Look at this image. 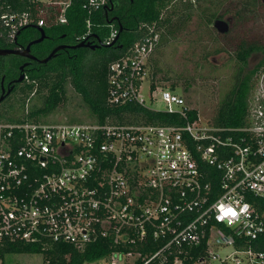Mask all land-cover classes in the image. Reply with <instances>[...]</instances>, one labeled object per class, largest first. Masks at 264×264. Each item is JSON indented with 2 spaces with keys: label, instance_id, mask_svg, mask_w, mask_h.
<instances>
[{
  "label": "built area",
  "instance_id": "built-area-1",
  "mask_svg": "<svg viewBox=\"0 0 264 264\" xmlns=\"http://www.w3.org/2000/svg\"><path fill=\"white\" fill-rule=\"evenodd\" d=\"M27 1L20 11L0 7L8 39L24 26L65 24L75 6L86 14L75 39L88 40L93 13L109 2ZM145 27L110 64L108 101L187 118L182 95L152 87L146 67L160 35ZM117 35L110 24L101 43ZM157 100L163 109L149 106ZM248 195L264 198V65L241 125L198 115L183 125L0 120V240L64 244L80 254L108 248L80 264H264V251L251 245L264 237V211Z\"/></svg>",
  "mask_w": 264,
  "mask_h": 264
},
{
  "label": "trees",
  "instance_id": "trees-1",
  "mask_svg": "<svg viewBox=\"0 0 264 264\" xmlns=\"http://www.w3.org/2000/svg\"><path fill=\"white\" fill-rule=\"evenodd\" d=\"M172 0H111V13L115 15L116 21H111L100 9L93 13L89 41L92 44L100 42V45L91 49L90 47H77L67 50H59L46 63H35L36 68L26 70L23 83L16 86V93L10 100L0 102V120L24 121L34 120L45 122L42 117L51 114L65 98V85L68 83L81 96L83 103L90 113L100 122H114L121 124H158V125H183L186 121L197 118V111L193 108L186 110L187 118L177 113L152 110L139 105L135 101H127L121 104H112L108 101V74L112 62L129 53L134 43L146 32L145 24H154L162 34L164 27L171 22V14H189L199 0L192 3L191 0H173L182 5L166 11L163 10ZM258 0L246 1L243 6L249 8ZM29 5L27 0H0L1 10L20 11ZM167 9V8H166ZM111 13L109 15H111ZM85 12L79 7H73L67 13L68 22L58 25L42 26L46 34L53 33L58 41L64 40L70 45L77 44L76 36L86 30L84 22ZM215 17L220 18L221 15ZM117 29L118 35L112 45H104L101 41L108 35L110 24ZM20 33L15 36L18 40H26L37 35V31L27 26L19 29ZM17 32V31H16ZM64 35V39L61 38ZM161 42L159 36L158 44ZM13 39L6 37V31L1 30L0 48L14 47ZM53 43L50 39H43L39 43L31 45V51L38 57H44L51 51ZM255 51L261 53V57L251 66L246 67L247 58ZM151 53V55H152ZM148 58L147 66L149 65ZM240 63L234 81L228 93L224 96L212 117V124L218 126H234L244 124L248 121V98L253 86L254 78L264 65V44L241 43L235 53ZM20 62L18 56L0 55V65L8 64L5 70L0 67V79L5 77H16L17 65ZM246 67V68H245ZM5 78V79H6ZM150 79L152 87L158 82L153 75ZM155 81V82H154ZM159 83V82H158ZM175 84L169 87L175 91ZM39 95L43 93L38 105H31L24 111L26 98L30 93ZM15 100V101H14ZM248 200L260 210L264 211V198L248 195ZM96 244L101 245V242ZM251 245L254 249L264 251V237H260ZM107 247L96 252L77 253L64 244L53 243L42 249L38 244L22 241L0 240V264L7 253H40L44 264H80L85 259H93L104 255ZM70 252V253H69ZM69 253V255H67Z\"/></svg>",
  "mask_w": 264,
  "mask_h": 264
},
{
  "label": "rangeland",
  "instance_id": "rangeland-1",
  "mask_svg": "<svg viewBox=\"0 0 264 264\" xmlns=\"http://www.w3.org/2000/svg\"><path fill=\"white\" fill-rule=\"evenodd\" d=\"M246 1L250 0H199L189 14H171V22L162 34L159 32L161 42L146 67L149 76L151 73L160 84H175V92L182 95L189 108L197 111L203 123L212 122L219 103L233 84L240 65L235 55L238 46L245 42L264 44V0L247 9L243 6ZM173 5L182 4L172 0L163 10V17ZM216 15L229 20L226 33H219L213 27ZM260 57L259 51L253 52L246 67H251ZM148 82V78L143 80L142 94L146 99ZM42 95L31 92L24 111L38 105ZM149 106L163 109L164 103L157 100ZM44 119L47 123L82 124L96 118L67 83L64 100ZM1 261L2 264H44L40 253H7Z\"/></svg>",
  "mask_w": 264,
  "mask_h": 264
},
{
  "label": "flooded vegetation",
  "instance_id": "flooded-vegetation-1",
  "mask_svg": "<svg viewBox=\"0 0 264 264\" xmlns=\"http://www.w3.org/2000/svg\"><path fill=\"white\" fill-rule=\"evenodd\" d=\"M114 1L118 2V0H114ZM103 10H104L105 16L107 18H109V20L116 21L115 15L111 13V10H112L111 0H109L108 4L103 8ZM110 13H111V15H109ZM30 27L34 28L37 31L38 34L35 35V36H31V37L27 38L26 40H22V39L18 40L16 38V36H14L13 43H12L14 45V47L9 46V47H6V48H10V49L11 48L12 49L24 48L30 41L38 38L40 36L39 28H42V27H37V26L36 27L30 26ZM42 30H43V28H42ZM44 35H45V37L43 39H50L51 43H53L52 49L55 48L56 46H59V45H64V47L60 48L59 50L71 49L70 47H68V46H71V45L69 43L65 42L64 40H60V41L58 40L57 41L55 39L53 33L46 34L44 32ZM61 38L64 39V35H62ZM88 40L90 41V39H88ZM41 41H39V42H41ZM39 42H37V43H39ZM31 45H30V49H29V54L31 56H33L32 58H29L28 56H24V55H17V54L2 55V56H10V55L18 56L20 62L17 65L18 74H17L16 77L11 76V77H7L6 78L5 74L1 76V79H0V102L4 101V100H10L11 97H13V95L16 93V89H18V87H16V86H18V85L23 83V79L25 77L26 70H28V69H30L32 67L36 68V66L33 65V62L42 63V62H39V60L43 59L44 57H46L51 52V51H49V53L47 55H45L44 57H38L37 55H35L31 51ZM59 50H57V51H59ZM57 51L55 52V54L57 53ZM21 66H22V68H20ZM0 67L5 70L6 68H8V64H2V65H0ZM20 74H23V78H22V80L18 81L17 79L20 76Z\"/></svg>",
  "mask_w": 264,
  "mask_h": 264
},
{
  "label": "water",
  "instance_id": "water-1",
  "mask_svg": "<svg viewBox=\"0 0 264 264\" xmlns=\"http://www.w3.org/2000/svg\"><path fill=\"white\" fill-rule=\"evenodd\" d=\"M229 24L230 23H229L228 19L216 18L213 20L212 25L216 29L217 32L226 33L229 29ZM30 26L36 27V25H30ZM25 27H27V26H24L22 28H25ZM19 32L20 31L18 30L16 32V34H18ZM39 32H40V36L38 38L30 41L24 48H18V49L0 48V55L17 54V55H24V56H28L29 58H32L33 56H31L29 54L30 45L41 41L45 37L44 31L42 30V28H39ZM116 38L110 45H112L116 41ZM99 45H100V42H97L96 44H92L89 41L85 40V41H80L79 43L68 46V47L77 48V47L85 46V47H90L91 49H93ZM63 47H64V45L56 46L55 48H53L51 50V52L46 57H44L43 59H40L39 62H42V63L47 62L50 58H52L54 56V54L57 50H59L60 48H63ZM20 68H22V66ZM22 78H23V74H20V76L18 77L17 80L20 81V80H22Z\"/></svg>",
  "mask_w": 264,
  "mask_h": 264
}]
</instances>
